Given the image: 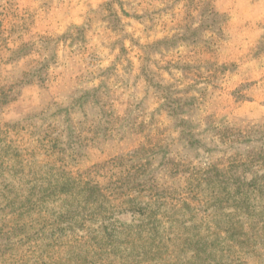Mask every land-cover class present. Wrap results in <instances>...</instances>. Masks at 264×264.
I'll return each instance as SVG.
<instances>
[{
	"label": "rangeland",
	"instance_id": "374dc122",
	"mask_svg": "<svg viewBox=\"0 0 264 264\" xmlns=\"http://www.w3.org/2000/svg\"><path fill=\"white\" fill-rule=\"evenodd\" d=\"M0 17L29 46L5 67L26 79L0 110V264H264L231 215L264 173L244 172L264 159V0H0ZM151 211L175 219L169 256L120 260L116 225L135 245L168 228Z\"/></svg>",
	"mask_w": 264,
	"mask_h": 264
},
{
	"label": "trees",
	"instance_id": "16d2710c",
	"mask_svg": "<svg viewBox=\"0 0 264 264\" xmlns=\"http://www.w3.org/2000/svg\"><path fill=\"white\" fill-rule=\"evenodd\" d=\"M15 28L20 27L15 23H11L7 26V24H5L4 22V19L0 17V110L14 100L16 95L15 87L18 85V83H22L26 79V77H24L18 81L17 79L9 80L6 77L8 69H6L5 67L7 66V64L10 65V63L16 61L18 57L26 54L22 51H26L29 49L28 43L24 42L13 47L14 41L17 39L19 40L20 38L18 35H15L17 32ZM0 140H2L1 137ZM2 152H4V150L0 149V155L2 154ZM252 166L264 167L263 157H260L258 159H255L253 157L249 163H245L244 172L246 170H249ZM150 198L155 199L157 202H159L161 208L162 206H164V203L162 202L163 199L168 198L170 200H173V198L167 197V195H165L164 193H150ZM240 199L241 200L239 204L235 201V199H232V207L234 209V212H232L231 215L233 217H236V213L238 212L239 215H243L244 217V226H246V233L244 234L245 239L241 242V244H243L241 245V248H247V246H249L248 244L254 245L256 239L260 238L261 236L264 237V173L260 174L258 173V171H254L253 178L250 181H246V179L244 178L243 191L240 194ZM173 207H175V205ZM175 211L174 216H176L177 214L175 213ZM150 214H158L161 218H163L161 221H158L156 220L155 215L153 217H150V221H148V223L150 224V227H152L151 231H153L154 234H156L157 230L155 226L160 227L166 222L169 224V226L168 228L164 227V230L161 231L162 233L159 232L158 235L156 234L154 238H149L148 241L144 242L143 244L142 242L139 245L133 244V242L135 243L136 241H134L135 239L132 236H130V242L126 241V239L123 238L125 232L127 231V226L121 227V225H116L117 228H121V235H117L112 230L113 237L117 239L115 243L119 239H121V241H118L116 245L120 247V245L125 246L130 244L132 246V253L130 257L126 255L119 256L120 260H132L133 257L138 256L143 252L157 254L158 260L160 261L166 259L169 256V243L174 242L173 245L175 246V241L179 240V232L177 231V227H173V222L175 221V219L169 216V211H165L164 213H162V211H159V213L151 211ZM56 220H58V218ZM146 225L147 224H144V226ZM241 226L243 227V225ZM136 227L140 228L141 225L139 224ZM114 228L115 226H113V229ZM230 228L235 229L233 225H230ZM206 231V233H209L207 234V237L219 235L217 229H213L210 231V228H207ZM99 233L105 235L104 232H99L97 229H93L91 232V236L87 235L86 238L84 236H80V238L83 240V244L89 248V251H96L99 249L98 242L102 237ZM235 234L236 232L232 233V239L234 238ZM171 235L173 236V238H170ZM92 236L100 238V240L98 239L97 241L96 239H91ZM153 254H150V256ZM87 262L92 263V261Z\"/></svg>",
	"mask_w": 264,
	"mask_h": 264
}]
</instances>
